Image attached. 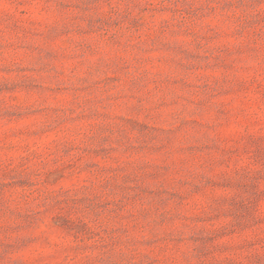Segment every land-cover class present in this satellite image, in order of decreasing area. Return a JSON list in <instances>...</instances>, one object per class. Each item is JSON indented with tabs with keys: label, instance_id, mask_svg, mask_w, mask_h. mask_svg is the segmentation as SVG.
<instances>
[{
	"label": "rangeland",
	"instance_id": "obj_1",
	"mask_svg": "<svg viewBox=\"0 0 264 264\" xmlns=\"http://www.w3.org/2000/svg\"><path fill=\"white\" fill-rule=\"evenodd\" d=\"M0 264H264V0H0Z\"/></svg>",
	"mask_w": 264,
	"mask_h": 264
}]
</instances>
